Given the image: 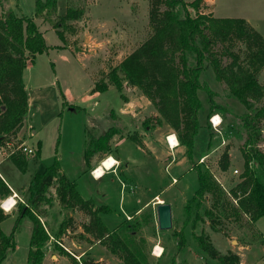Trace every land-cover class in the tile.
Wrapping results in <instances>:
<instances>
[{
	"label": "rangeland",
	"instance_id": "obj_1",
	"mask_svg": "<svg viewBox=\"0 0 264 264\" xmlns=\"http://www.w3.org/2000/svg\"><path fill=\"white\" fill-rule=\"evenodd\" d=\"M5 1L0 0V8H5ZM19 1L24 11L32 9L35 2ZM76 6L82 7L84 13L78 19L65 20L62 26H58L64 34L63 40L55 32L53 23L61 21L68 7ZM148 6V0H56L54 6L39 14L38 29L43 33L49 48L36 54L34 61L24 68L23 78L31 87L38 85L48 88L52 85L58 100L67 99L74 109L65 108L61 116L53 115L52 112L41 117L35 108L30 107L33 112L31 119L34 133L27 142L35 146L36 150L40 142V152L37 155L35 150L33 155H29L25 171H20L10 158H0V172L20 190L21 186L26 188L27 180L37 167L44 169L56 155L61 169L76 184L83 197L93 198L96 203L107 204L111 208L109 212L100 213L109 229L126 219L132 221L142 218L138 232L147 241L149 264H171L183 259L188 264H219L217 260L205 256L199 250L189 224H183V205L197 189L198 182L184 148L169 150L167 145L158 142L160 132L166 131L164 129L175 132L169 125L163 129H158L159 125L152 128L144 125V119L154 114L155 109L135 87L124 84L122 93L125 98L113 86L96 93L91 91L99 78H104L111 67L149 35ZM200 10L210 12L215 17L243 18L264 37V0H202ZM23 16L27 17L25 13ZM93 24H99L100 28L92 26ZM55 44L59 45L54 46ZM200 78L217 94L212 96L209 105L206 92L198 90L202 103L198 117L201 127L194 139L193 159L201 162V157L206 155L203 163L228 188L236 182L242 170L240 145L244 139V131L239 115L245 108L237 98L228 94L224 84L216 80L210 66L203 69ZM258 79L264 84V67ZM125 101L131 107L124 105ZM122 107L129 114L123 113V116H117V120L111 117L109 123L119 127L118 133L110 142L112 150L121 157L120 160L113 158L117 171L115 170V175L105 174L92 180L84 170L82 157L86 136L92 134L88 125L91 127L93 123L89 122L88 116L102 112L105 108L118 112ZM31 109L26 113L27 117H30ZM213 111L219 113L222 121L219 132L211 127L214 133L212 146L208 148V115ZM22 135L16 133L7 137L10 148L6 146V141L0 144L4 155L9 156L11 149L17 150ZM259 146L264 150V125ZM223 153H227L230 162L225 171L219 165ZM107 156L111 157L106 155L100 162ZM157 198L171 206L172 224L168 229L158 228L155 203ZM138 207L142 208L137 211ZM42 209L47 213L46 226L52 234L48 240V250L58 254L60 251L56 249L53 237L64 210L54 194L51 203L44 204ZM145 215L147 217L143 219ZM72 216L71 226L56 238L65 247L61 246L63 249L76 255L78 259L71 256L79 264H85L84 260L91 261V258L94 264H123L119 257L110 253L90 233L84 231L83 225L88 222L87 214L74 211ZM14 220L8 218L3 221L2 228L11 230ZM30 224L29 220L28 225ZM218 227L220 231H214L208 221H204L199 223L194 232L203 230L221 252L233 251L231 249L239 252L237 255L241 264H264V217L254 223H250L246 216L237 220L227 219ZM26 229V225L20 224L16 231L15 253L7 264H22L29 237ZM180 231L185 236L186 245L178 249L177 233ZM155 244L162 247L159 256H154L151 252ZM65 257L53 261V264H72V259L70 261L69 257ZM99 257L102 259L95 261Z\"/></svg>",
	"mask_w": 264,
	"mask_h": 264
},
{
	"label": "trees",
	"instance_id": "obj_2",
	"mask_svg": "<svg viewBox=\"0 0 264 264\" xmlns=\"http://www.w3.org/2000/svg\"><path fill=\"white\" fill-rule=\"evenodd\" d=\"M201 1L148 0L149 35L111 67L104 78H99L91 91H104L113 86L125 98L122 89L126 84L137 88L150 101L155 113L144 119V125L152 128L166 122L175 132L191 168L196 172L198 186L183 205V224H189L192 237L205 256L219 264H241L237 253L219 251L207 233L203 230L195 233L194 230L204 221H208L214 231H220L218 225L227 219L237 220L246 216L250 223H254L264 217V150L259 146L264 125V84L258 79L264 67V37L243 18L215 17L200 10ZM55 3L56 0H35V17ZM83 13L82 7H68L61 21L53 23L61 39L64 40V34L58 26H62L65 20L78 19ZM48 48L33 18L17 16L11 8L1 7L0 144L19 131L27 113L23 70L34 61L36 54ZM207 65L216 80L225 85L228 94L237 98L245 108L239 115L244 131L240 145L242 170L236 182L228 188L215 178L203 161L193 159L194 139L201 127L198 117L202 103L198 90L206 92L209 105L212 96L217 94L200 78ZM110 115L117 120L113 110ZM208 125L207 147L211 148L214 132L209 121ZM118 131L119 127L112 124L98 136L87 134L85 162L89 164L97 152H109L110 140ZM39 146L40 143L37 155ZM9 157L19 170L25 171L28 163L26 154L15 150ZM219 163L221 170L228 168L227 153L222 154ZM51 188H54V198L64 210L55 239L71 226L73 212L82 211L88 215L84 231L119 257L123 264H149L147 241L138 232L142 218L126 219L109 229L100 213L109 212L111 208L107 204L96 203L93 198L83 197L76 184L61 171L56 155L42 172L32 175L28 199L19 203L10 232H4L0 226V264H3L7 252L15 249L14 233L24 217L31 221L26 264H41L43 246L50 235L40 217L45 212L42 206L53 200ZM10 194V188L0 176V200ZM7 217L8 214L0 207V223ZM177 235V247L180 249L186 245L185 236L182 231ZM54 242L61 254L75 261L69 251ZM84 262L95 263L92 258ZM171 264L188 262L183 259Z\"/></svg>",
	"mask_w": 264,
	"mask_h": 264
},
{
	"label": "crops",
	"instance_id": "obj_3",
	"mask_svg": "<svg viewBox=\"0 0 264 264\" xmlns=\"http://www.w3.org/2000/svg\"><path fill=\"white\" fill-rule=\"evenodd\" d=\"M5 2H6L5 8H11L13 10V12H14L15 15L21 16V15H24V13H25L27 17L33 18L36 23L39 22L38 21V17H35V2H34V6L32 7V9H30V10L27 9L26 11H24L22 9V4L20 3L19 0H6ZM0 11H1V8H0ZM88 20L90 21V19H88ZM90 24H91V22H90ZM92 26H94L96 28H100V25L99 24H93ZM114 34H116V33H114ZM57 45H59V44H55L54 46H57ZM28 65H29V63L27 64V66ZM23 72H24V70H23ZM22 78H23V74H22ZM23 82H24V87H25L26 93H27V96H26V102H27V106H28L27 112H28L29 109H31L30 107H33V108H35L38 111L37 113H39L41 115V117H44L47 113H52V112H53V115L54 114H58L59 116H61L62 113H63V110L65 108H68L70 110L74 109L72 103L68 102L67 99H64L62 101H59L58 100L59 98L57 97L56 92L52 89V85H50L48 88H44V86H38V85L31 87V86L27 85V82L25 83L24 78H23ZM94 93H96V92H94ZM61 103H62V105H61ZM128 104H129V102L128 101H125L124 105L130 106ZM111 110H113L115 112L116 116H123V113L129 114L128 111H125L123 109V107H122V108H120L121 111L119 110L120 112L119 111L117 112V111H115L112 108H105L102 112H96V113H94L92 115H89L88 116L89 117L88 119H89V122H92L93 123V125H92L93 127L92 126L90 127L88 125V128L91 131L92 135L98 136V135L104 133L106 131V129L111 125V124H109L110 121H111V115H110ZM31 114L33 115L32 109H31L30 117H27V114H26V116H25V118L23 120V125L21 126V128L19 129V131L17 132V134L18 135H19V133L20 134L21 133L23 134L22 135L23 138L20 141V143L22 142L23 144H25L27 146L33 147V145H30L27 142V140L34 133L33 132V128L34 127L32 126ZM117 119H119V118H117ZM167 127H168V124L166 122H163L161 125L158 126V129H163V128H167ZM164 130H166V131H163V132L161 131L160 132L159 137H158L159 138L158 142L166 145V142H165V138L164 137L170 131H168V129H164ZM111 140H112V138H111ZM111 140H110V142H111ZM178 147H183V146L179 144L176 148H178ZM33 148L36 150L35 146ZM106 155H110L112 158H115L117 160H120L121 159V157L114 150H112V148H111V150L109 152H106V153H104V152H97L96 154H94L91 157V159L89 161V164H87L85 162V157H84V154H83V156H82L83 157V163L85 165V169L84 170L88 174V176L90 177V179L97 180V179L101 178L102 176H104L105 174L115 175V170H116V166L115 165L112 166L109 169H106V170H104V168H102L103 169V173H102V175L98 176V178H97V176H93L92 173H91V170L93 168L98 167V166L103 167L101 165V162L100 161ZM0 158L5 159V158H10V157L8 155H4L3 153H1L0 154ZM27 158H29V155H27ZM114 167H115V169H114ZM60 168H61V166H60ZM44 169H40V168L37 167V169L34 170L33 174L36 173V172H42ZM61 171L63 172L62 169H61ZM32 175H31V177H32ZM0 176L5 181V183L8 185V187L10 188V190H11V194L10 195H14L12 197V199H15L16 200L15 204L10 208L11 210L10 211H7V212L5 211V213L8 214V217L6 219H4L3 221L8 220V218H13V220H14L15 216L17 215V208H18L19 203L20 204H21V202L22 203H25L26 200L28 199V196H29L28 185H29V182H30L31 177L26 182L27 183L26 188H24V186H21V189H22V191H21V189L19 190V188L17 186H15L5 176H3V174L1 172H0ZM69 179H70V177H69ZM25 189H26V191H25ZM13 193H15V194H13ZM50 193L52 195L54 194V188H51L50 189ZM158 201H160V200L157 198L156 201H155L156 205H157V202ZM141 208L142 207H138L137 208V211H139ZM40 219L42 220V222H44V225L46 227V230L48 231V233H49V235L51 237L52 234H50V231L48 230V228L46 226V224H48L47 223V213L44 212L42 214V216L40 217ZM43 219L44 220L46 219V220L44 221ZM29 220L30 219L28 217H24L22 219V221H21V224L22 225H26V228H27L26 230H27L28 235L30 237L31 224L28 225ZM3 221L0 223L1 228H2ZM11 228H12V226H11ZM2 230L4 232H6V233H8L10 231L8 228H6L5 230L2 228ZM16 236H17V233L15 232L14 233V239H15V242H16L15 246L17 245ZM29 237H28L27 243L29 242ZM53 239H55V238L53 237ZM232 241L233 240L231 239L230 242H232ZM49 242L47 241L45 243V245L43 246L44 255H43V259L41 261V264H53V261H58L61 257L66 258L65 257L66 255H64V254H60V253L54 254V253H51L48 250V247H50V243ZM15 249H16V247H15ZM15 249L12 250V251H8L7 252L6 257L3 260V264H7V262L10 261L11 258H13L14 253H15ZM231 250H233V252H235L237 254L239 253V252L235 251L234 249H231ZM27 251H28V245L25 247V252L23 254L24 258H22L23 259L22 264H26ZM82 253H84V252H82ZM74 257L76 258L77 256L75 255ZM77 259H78V257H77ZM77 259H75V261L72 260L71 263L72 264H77V262H78ZM101 259L102 258L99 257L95 261H100ZM78 264H79V262H78Z\"/></svg>",
	"mask_w": 264,
	"mask_h": 264
},
{
	"label": "built area",
	"instance_id": "obj_4",
	"mask_svg": "<svg viewBox=\"0 0 264 264\" xmlns=\"http://www.w3.org/2000/svg\"><path fill=\"white\" fill-rule=\"evenodd\" d=\"M217 114H219V113H217V112H214V113H212V114H210V116L208 117V121H209V123H210V125H211V127L214 129V131H216V132H219V126H220V123H218V124H215L214 125V123L212 122V117L213 116H215V115H217ZM220 116V115H219ZM221 117V116H220ZM221 121H222V119H221ZM165 142H166V145H167V147L169 148V150H174L178 145H179V140H178V138H177V136H176V134L175 133H173V132H169V133H167L166 135H165ZM11 144H10V142L9 141H6V146L8 147V148H10L11 146H10ZM17 150H20L21 152H23L24 154H26V155H33L34 153H35V149L33 148V147H30V146H27V145H25V144H23L22 142L21 143H19L18 144V146H17ZM0 151H1V149H0ZM14 150H10L9 151V154L10 153H12ZM2 152V151H1ZM3 153V152H2ZM206 157V155H204V156H202L201 157V161L202 160H204V158ZM109 158V156H107L105 159H108ZM115 161V160H114ZM104 163V160L101 162V164H103ZM114 164L115 163H112V165L110 166V167H105L104 165H103V168H105V169H109V168H111L112 166H114ZM96 168L97 167H95V168H93L92 170H91V173H92V175L93 176H95V171H96ZM234 171H236V170H234ZM173 180H175V177L174 176H172L171 177ZM13 194H15V193H13ZM14 195H9V196H6V197H4V198H2L1 200H0V207L4 210V207H9V208H11L14 204H15V202H16V200L15 199H13V201H11V202H8L9 201V199H12V197H13ZM5 211V210H4ZM128 217V216H127ZM54 241H56L59 245H61V246H63L62 245V243L60 242V241H57L56 239H54ZM64 247V246H63ZM156 247H157V244H155L154 246H153V248H152V254L154 255V256H159L160 254H161V250H162V247L160 248V250H158L157 252H156ZM65 248V247H64ZM69 251V250H68ZM70 252V251H69ZM73 255V254H72ZM75 256V255H74ZM77 258V257H76Z\"/></svg>",
	"mask_w": 264,
	"mask_h": 264
},
{
	"label": "water",
	"instance_id": "obj_5",
	"mask_svg": "<svg viewBox=\"0 0 264 264\" xmlns=\"http://www.w3.org/2000/svg\"><path fill=\"white\" fill-rule=\"evenodd\" d=\"M158 228L168 229L171 227V206L169 203L160 201L156 205Z\"/></svg>",
	"mask_w": 264,
	"mask_h": 264
},
{
	"label": "bare ground",
	"instance_id": "obj_6",
	"mask_svg": "<svg viewBox=\"0 0 264 264\" xmlns=\"http://www.w3.org/2000/svg\"><path fill=\"white\" fill-rule=\"evenodd\" d=\"M112 163H115V161H114V159L112 158V157H109L108 159H104V163L103 164H101L102 166L104 165L105 167H110L111 165H112ZM103 167H100V166H98L97 168H96V171H95V176H100V175H102V173H103V169H102ZM11 201H13V199H9V201L8 202H11ZM160 246L159 245H157V247H156V252L158 251V250H160Z\"/></svg>",
	"mask_w": 264,
	"mask_h": 264
},
{
	"label": "clouds",
	"instance_id": "obj_7",
	"mask_svg": "<svg viewBox=\"0 0 264 264\" xmlns=\"http://www.w3.org/2000/svg\"><path fill=\"white\" fill-rule=\"evenodd\" d=\"M221 117L219 116V114L215 115L212 117V122L215 124H218L221 122ZM98 178V177H97ZM4 210L7 212V211H10L11 209L9 207H4ZM162 251V250H161Z\"/></svg>",
	"mask_w": 264,
	"mask_h": 264
}]
</instances>
